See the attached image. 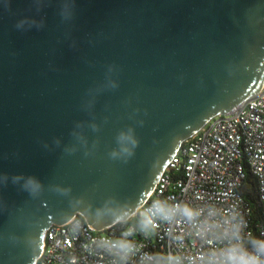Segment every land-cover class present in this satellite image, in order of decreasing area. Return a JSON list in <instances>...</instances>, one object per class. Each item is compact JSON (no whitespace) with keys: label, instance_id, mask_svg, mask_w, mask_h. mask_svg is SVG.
<instances>
[{"label":"water","instance_id":"95a60500","mask_svg":"<svg viewBox=\"0 0 264 264\" xmlns=\"http://www.w3.org/2000/svg\"><path fill=\"white\" fill-rule=\"evenodd\" d=\"M263 85L264 0H0V264H35L78 215L129 219L181 144Z\"/></svg>","mask_w":264,"mask_h":264},{"label":"built area","instance_id":"2783aa9c","mask_svg":"<svg viewBox=\"0 0 264 264\" xmlns=\"http://www.w3.org/2000/svg\"><path fill=\"white\" fill-rule=\"evenodd\" d=\"M253 176L261 219L245 195ZM187 206L192 220L154 218L143 234L138 221L153 201ZM264 239V85L253 98L212 118L184 141L147 201L127 220L96 230L78 215L46 230L35 264H216L230 244ZM128 242L132 251L116 246Z\"/></svg>","mask_w":264,"mask_h":264},{"label":"clouds","instance_id":"9594fccd","mask_svg":"<svg viewBox=\"0 0 264 264\" xmlns=\"http://www.w3.org/2000/svg\"><path fill=\"white\" fill-rule=\"evenodd\" d=\"M118 141L131 145V147L123 146L121 149L122 153L127 157H131L138 141L130 134H121ZM110 155L112 158H116L117 153L113 152ZM24 187L30 193H36L40 190L41 184L34 177H28L25 180ZM68 191L70 189H65L64 193L66 194ZM177 215L192 220L196 216V212L187 206H171L164 201H153L149 214L139 219L138 227L143 234H148L153 229L154 218L169 222ZM235 239L238 242L224 248L219 254L216 264H264V239L250 238L246 244L240 241L239 237ZM116 247L124 254H128L133 250L128 242H122Z\"/></svg>","mask_w":264,"mask_h":264},{"label":"trees","instance_id":"16d2710c","mask_svg":"<svg viewBox=\"0 0 264 264\" xmlns=\"http://www.w3.org/2000/svg\"><path fill=\"white\" fill-rule=\"evenodd\" d=\"M245 193L247 201L252 205V208L254 209V214L258 217V220L261 219L262 208L257 200V185L253 176H250V178L246 181Z\"/></svg>","mask_w":264,"mask_h":264}]
</instances>
